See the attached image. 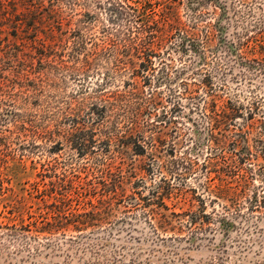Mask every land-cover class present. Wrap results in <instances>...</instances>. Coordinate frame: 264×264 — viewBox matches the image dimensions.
<instances>
[{"label": "rangeland", "instance_id": "obj_1", "mask_svg": "<svg viewBox=\"0 0 264 264\" xmlns=\"http://www.w3.org/2000/svg\"><path fill=\"white\" fill-rule=\"evenodd\" d=\"M34 2L42 3L43 11L8 5V20L0 19V81L7 78L15 87L12 99L0 105V222L34 229V224L42 227L94 207L110 204L113 212L104 224L83 232L63 228L29 242L0 239V264H264V206L252 213L250 205L241 203L225 217L226 203L211 202L208 189L218 192L216 172L224 161L216 159L219 151L211 147V113L204 106L203 88V83L210 84L223 100L237 96L245 107L253 99L261 100L264 111V76L249 84L253 70L235 54L237 45L247 41L248 55L260 56L264 0H206L201 6L190 0L168 9L166 4L155 7L157 13L179 18L196 31L200 43L207 31L216 34L213 47L205 52L172 46L162 64L153 59L157 72L151 74V85L138 78L145 96L155 94L161 102L155 110L159 118L148 120L162 124L167 149L177 152L175 158L162 159L139 156L127 140L109 145L98 130L91 133L89 124L83 138L87 155L80 156L71 147L69 117L83 122L89 113L98 112L103 105L101 95L124 92L131 74L109 78L106 85L110 76L102 59L86 77L70 76L49 64L53 57L51 53L45 57L48 52L43 42L55 45L83 35L90 48L102 38L107 18L84 0L79 4L71 0ZM231 44L233 55L228 51ZM166 74L170 78L164 81ZM250 163L245 167L260 169L264 158ZM120 178L125 179L120 194H108L105 184ZM253 183L260 201L264 183L258 179ZM223 190L219 193L225 194ZM137 192L153 201V208L162 204L165 208H159L156 216L148 215L142 206L147 202L139 201V195L134 201L122 200L123 195ZM154 193L161 197L155 198ZM201 211L208 215L209 226L202 230L190 227L189 219ZM162 215L170 217L175 229L159 228Z\"/></svg>", "mask_w": 264, "mask_h": 264}, {"label": "trees", "instance_id": "obj_2", "mask_svg": "<svg viewBox=\"0 0 264 264\" xmlns=\"http://www.w3.org/2000/svg\"><path fill=\"white\" fill-rule=\"evenodd\" d=\"M34 1L0 0V19L6 18L8 20V16H10L8 5L11 6V9H17L20 5L23 8L26 7L28 11L32 9L43 11L44 5ZM71 1L77 2V4L81 2V0ZM84 1H86L87 6L94 5L97 11H102L106 14L108 26L103 25L102 38L99 42H94L90 48L88 46L89 42L83 35L74 37L73 40L71 38L64 41L61 40L55 45L43 42L41 46L44 51L48 52L45 53V57H49V53L53 57V61L49 64L52 63V66L55 64L58 69L67 72L70 76L86 77L94 72L92 69L94 63L102 59L107 64L106 71L109 73L108 76H110L106 79V85L111 82L109 78H116L124 74H131L130 76L133 78L129 77V81L125 84L128 87L124 92H112L101 95L103 105L97 108L98 112L89 113L85 121L80 122L71 115L69 119L73 128L72 133L69 135L70 138L67 139L68 143L80 156L87 155L89 150L87 143L86 145L83 143L85 141L83 138L89 124L92 127L91 133L98 130L109 145L113 142L117 143L127 140L130 146L131 144L135 146V152L139 156H146L148 159L153 157L159 159L163 157L175 158L177 152L173 150L174 148L170 151L166 147V134L161 131L162 128L160 127L162 124H154L148 120H152L154 117L159 118L155 110L159 108L161 102L155 94L150 98L145 96L143 85H140L138 78H144V81L151 85L153 83L151 76L157 72L153 59H158L159 63L162 64L164 55H166L168 50L172 49V46H178L177 48L180 49L190 47L191 49H201L205 52L213 47L216 34L212 33V31H207L203 41L200 43L197 41L196 31L190 30L179 18L169 15L165 16L155 11L156 6L166 4L165 8L168 9L173 4L183 5L189 3L190 0ZM191 1L198 6L206 3V0ZM88 14L91 15L90 13ZM81 16L85 17L86 14H81ZM2 34L1 25L0 39ZM247 45V41L240 42L236 47L235 54L248 68H252V78L248 79L250 81L249 84H251L254 79L264 76V46H261L260 56L257 58L248 55L245 50ZM1 46L2 44H0V52L2 51ZM55 48L60 49L55 51ZM228 49L230 54L235 52L233 44ZM233 49L234 51H232ZM1 65L3 64L0 59ZM109 65H112L111 68L108 67ZM162 67H165V65ZM162 69L160 68L159 71L165 74L166 71ZM145 72H148L149 75H146ZM165 76L162 77L164 81L170 78L169 74ZM203 84V88L206 90L204 106L211 113L209 123L211 147L215 146L219 151L216 159H223L224 161L223 169L220 168L216 172L217 180L220 182V185L216 187L218 192L210 187L208 189L212 197L211 202L222 201L226 203L223 206L227 213L225 217H228L232 212V208L238 209L241 203L250 205L248 211L252 213L259 212L264 206V196L259 201V191L256 190L253 182L258 179L264 183V167L253 169V166L245 167V165L252 164L250 162L253 161L258 162L261 158H264L263 102L253 99L249 106L245 107V105L239 103L237 96L227 97L226 100H223L222 96L214 93L210 84ZM11 85L12 82L9 79H1L0 105L1 102L12 99L14 96L11 93L13 92L11 89L15 87ZM200 88H197V90ZM222 88L225 89V86H222ZM194 92L198 93V91ZM186 95L190 96L191 92ZM223 184L225 186H222ZM124 186V178L115 180L114 183L112 179L111 183L105 184L106 192L113 194V196H118L120 194L119 191ZM135 186L139 187L140 183L136 182ZM221 187L226 188L225 191L223 190L225 194L219 193ZM155 193L153 194L155 198L161 197L158 195L159 193L156 195ZM136 194L141 198L139 201L147 202L142 205L144 214L156 216L159 214L157 210L164 207L161 203V206L158 205V207L153 208L156 204L153 201L148 202L146 197H142L138 192L132 196L125 197L123 195L122 200L124 202L125 200L134 201ZM100 204H103V202ZM204 206L205 203L203 202V208ZM125 207L129 208L128 206ZM112 212L113 209L110 204L100 209L94 207L92 211L79 215L64 216L54 222H48L42 227L34 224V229L30 225H21L19 227L17 225H3L0 222V239L10 242H29L43 239L44 234L53 235L63 228H73L75 231L83 232L89 228H96L104 224ZM239 216H241L240 212L237 214L238 218ZM207 217L208 215L201 211L194 214L187 223L194 229L202 230L210 224V222L206 221ZM161 218L162 220L158 221L160 229L165 226H171V228L175 229L169 216L162 215ZM64 222L66 223L64 224ZM221 222H225V218H221ZM63 225L65 226L63 227ZM45 239L49 240L50 238Z\"/></svg>", "mask_w": 264, "mask_h": 264}]
</instances>
